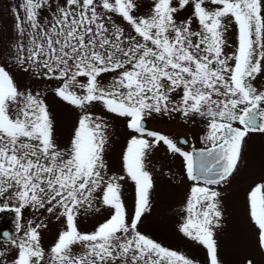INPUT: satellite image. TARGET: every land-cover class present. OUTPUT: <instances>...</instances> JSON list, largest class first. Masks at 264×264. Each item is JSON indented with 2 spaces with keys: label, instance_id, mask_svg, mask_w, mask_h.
I'll list each match as a JSON object with an SVG mask.
<instances>
[{
  "label": "snow or ice",
  "instance_id": "6c2138e0",
  "mask_svg": "<svg viewBox=\"0 0 264 264\" xmlns=\"http://www.w3.org/2000/svg\"><path fill=\"white\" fill-rule=\"evenodd\" d=\"M139 7L137 0H17L10 8L12 67L55 83V96L79 110L68 145L59 147L42 94L21 91L8 61L0 63V213H13L18 231L25 209L44 210L63 225L47 251L43 222H28L19 239L0 233L15 249L11 264H194L138 230L154 186L146 159L161 143L183 158L194 182L179 230L206 249L207 264H221L214 231L220 193L210 186L237 170L250 133L264 134V91L253 84L264 72V0H152L143 15ZM182 11L189 14L178 21ZM232 24L236 46L229 54ZM95 104L126 118L134 133L124 175H109L108 125L90 111ZM174 113L186 123L206 122L204 148L184 151L145 126L146 117ZM126 179L135 186L131 217L121 192ZM247 199L264 250V182ZM98 205L109 217L82 233L77 218L100 211ZM2 257L0 251V264H7Z\"/></svg>",
  "mask_w": 264,
  "mask_h": 264
},
{
  "label": "rangeland",
  "instance_id": "374dc122",
  "mask_svg": "<svg viewBox=\"0 0 264 264\" xmlns=\"http://www.w3.org/2000/svg\"><path fill=\"white\" fill-rule=\"evenodd\" d=\"M140 5L137 14L143 15L149 11L152 0H137ZM17 0H0V63L8 61L7 70L13 75L14 81L21 91L31 90L33 94L40 92L49 107L54 120V135L59 147L68 145L73 128L77 122L79 110L67 105L55 96L52 82H44L27 73L12 67L8 60V49L14 39L13 18L10 8L15 6ZM189 11L178 14V21H182ZM118 23L120 21H117ZM123 26V25H122ZM193 28L198 30V25L193 22ZM230 47L226 51L231 54L236 46L235 25H229L225 33ZM107 84L105 78L102 81ZM258 90L264 91V72L253 81ZM94 116H103L108 125V144L106 145L105 158L109 165V175H124L122 157L128 141L134 133L126 127V118L117 117L107 113L103 106L95 104L90 108ZM147 129L174 138L176 134L185 135L189 144L181 148L190 151L193 148L205 147L202 138L206 134V122L201 118H194L187 123L178 113L172 115H153L146 117ZM178 146V145H177ZM146 168L153 176L154 186L150 192V209L144 213L138 230L150 237L163 247L177 251L191 259L194 264H207L206 249L198 243L191 241L180 232V227L185 222L186 202L194 182L186 175L183 158L178 154L169 152L162 143L154 147L146 159ZM264 182V134L251 133L245 140L241 161L232 178L219 185L210 186L220 193V210L222 219L220 227L216 228L215 239L218 246V257L221 264H264V250L257 245L255 230L249 220L248 195L258 183ZM122 198L131 217L135 204V186L130 180L121 182ZM200 186H204L201 182ZM4 203L0 200V204ZM100 211L82 213L78 218V227L82 233L93 231L110 215V210L100 206ZM11 219L15 226L14 237L19 239L23 235L28 222L32 226L43 222L47 225L41 229L42 244L47 251L62 230V221L56 220L44 210L23 211L22 227L17 230L13 213H0V220ZM0 251L4 252V259L11 264L15 249L11 247L10 240L0 238Z\"/></svg>",
  "mask_w": 264,
  "mask_h": 264
},
{
  "label": "flooded vegetation",
  "instance_id": "af4514ba",
  "mask_svg": "<svg viewBox=\"0 0 264 264\" xmlns=\"http://www.w3.org/2000/svg\"><path fill=\"white\" fill-rule=\"evenodd\" d=\"M145 126H146V128H147V126H148V120H147V118H146V120H145ZM238 126V125H237ZM251 134V133H250ZM249 134V135H250ZM248 137H246L245 138V140L247 139ZM171 139H173V141L178 145V147H180V148H184V147H187L188 146V144H189V140H188V138L185 136V135H183V134H176V136L174 137V138H171ZM181 139H183V140H186V142L187 143H182V141H181ZM245 143V142H244ZM243 147H244V144H243V146H242V151H243ZM202 148H204V147H202ZM202 148H195V149H202ZM193 149H191L190 151H192ZM241 156H242V152H241ZM239 165V164H238ZM237 169H238V167H237ZM235 173V172H234ZM233 173V174H234ZM233 177V175L231 176V177H229V179L230 178H232ZM11 219L9 220L7 217L6 218H3L2 220H0V228L1 227H4V226H9L10 228H11V230L12 231H14V230H16L14 227V225L11 223Z\"/></svg>",
  "mask_w": 264,
  "mask_h": 264
},
{
  "label": "water",
  "instance_id": "95a60500",
  "mask_svg": "<svg viewBox=\"0 0 264 264\" xmlns=\"http://www.w3.org/2000/svg\"><path fill=\"white\" fill-rule=\"evenodd\" d=\"M181 141L184 144L187 143V142H185L186 140L181 139ZM3 232H8L9 234L13 235V231L11 230V228L9 226L1 227L0 233H3ZM0 238L3 240L9 241V239L7 237L0 236Z\"/></svg>",
  "mask_w": 264,
  "mask_h": 264
}]
</instances>
